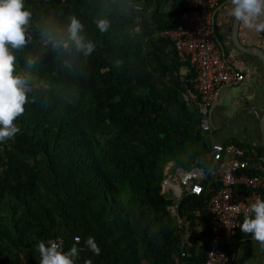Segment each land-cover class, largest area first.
Segmentation results:
<instances>
[{"label": "trees", "instance_id": "1", "mask_svg": "<svg viewBox=\"0 0 264 264\" xmlns=\"http://www.w3.org/2000/svg\"><path fill=\"white\" fill-rule=\"evenodd\" d=\"M145 1L159 3L153 25L123 0H43L46 10L81 20L96 45L88 57L46 44L32 19L33 39L15 61L32 91L14 121L20 131L0 142V264H39L38 242L62 238L68 250L79 247L76 236L95 237L103 264H176L174 254L183 264L206 260L210 239L198 251L184 246L162 193L169 161L190 168L211 150L200 95L181 74L189 64L161 35L188 6ZM98 18L109 20L106 31ZM218 188L188 195L180 214L202 210L209 229L203 207Z\"/></svg>", "mask_w": 264, "mask_h": 264}, {"label": "built area", "instance_id": "2", "mask_svg": "<svg viewBox=\"0 0 264 264\" xmlns=\"http://www.w3.org/2000/svg\"><path fill=\"white\" fill-rule=\"evenodd\" d=\"M222 1L186 0L188 9L182 13L177 27L162 31V35L171 42L177 58L188 63L195 74L194 87L200 95V125L212 141L209 168L196 166L189 170H177L185 192L177 194L170 206L171 211L178 213L188 195L201 196L206 187L207 191H212L213 185L219 184L218 190L205 200L211 243L202 264L231 263L232 257L222 248V242L240 231L239 225L246 215L251 214L250 205L256 199H262L261 191L264 189V170L255 174L248 172L250 163L245 149L232 142L224 144L213 141L212 113L221 91L240 84L245 78L217 41L214 26ZM170 184L169 179L163 180L164 187ZM74 239L81 241L78 236ZM52 241L65 250L62 238H53ZM177 261L183 264L180 259Z\"/></svg>", "mask_w": 264, "mask_h": 264}, {"label": "crops", "instance_id": "3", "mask_svg": "<svg viewBox=\"0 0 264 264\" xmlns=\"http://www.w3.org/2000/svg\"><path fill=\"white\" fill-rule=\"evenodd\" d=\"M123 1L134 16L139 18L144 14L149 18L152 25L155 23L154 13L157 11L159 3L155 1L147 3L145 0ZM230 8V0H223L216 15L214 29L218 43L245 78L240 84L225 87L221 91L212 113L213 141L216 143L232 142L245 149V156L250 163V169L259 172L264 169V133L261 129V118L264 114V61L251 52L240 50L241 48L235 44L236 21L228 15L227 10ZM237 31L240 47L259 48L264 51V32L257 33L246 28L240 22ZM169 51L172 55L175 54L172 44H169ZM190 73L191 70L188 66L181 67V74L185 82L194 84V78L190 76ZM209 153L203 161L194 163L190 168H184L174 161H169L165 167L163 180L169 179L171 184L169 187H164L162 181V193L172 201L167 209L170 211L175 225L180 227L182 231V244L189 248L196 247V251L210 239L207 224L201 218L202 210L197 209L191 217L189 212L186 215L180 214L183 203H181L178 213L171 211L170 206L176 200L177 194L185 192L177 170L179 168L189 170L196 166L209 168L212 162ZM261 194L262 199H264V189ZM203 209L206 212L205 206ZM85 241L81 239L79 242L78 257L81 261L79 264H88L89 261L91 264H103L100 261L101 254H94L87 247ZM224 242L232 257L230 264H264V247L254 240L251 234L239 231L236 236ZM177 255H173L176 264H178L177 260L180 259ZM139 264H149V262L142 259Z\"/></svg>", "mask_w": 264, "mask_h": 264}, {"label": "clouds", "instance_id": "4", "mask_svg": "<svg viewBox=\"0 0 264 264\" xmlns=\"http://www.w3.org/2000/svg\"><path fill=\"white\" fill-rule=\"evenodd\" d=\"M228 15L246 28L257 33L264 32V0H230ZM33 13L25 0H0V142L10 140L20 131L14 121L25 111L32 91V81L28 75L17 71L16 53L24 49L33 39L29 30ZM100 32L109 28L107 18L95 21ZM40 35L46 44L54 49L74 48L76 53L88 57L95 49V43L88 39L84 24L75 15L62 25L47 23L42 26ZM29 68L32 60L27 61ZM250 215H246L239 229L251 234L252 238L264 247V199H256L250 205ZM87 247L96 255L100 254L95 237L85 241ZM39 264H75L79 249L73 245L63 250L55 241H40L37 244ZM91 264V261L88 262Z\"/></svg>", "mask_w": 264, "mask_h": 264}, {"label": "rangeland", "instance_id": "5", "mask_svg": "<svg viewBox=\"0 0 264 264\" xmlns=\"http://www.w3.org/2000/svg\"><path fill=\"white\" fill-rule=\"evenodd\" d=\"M25 4L33 13L32 19L36 20L41 28L50 21H53L56 25H62L68 18L61 13H57L55 10H46L47 8L43 4V0H26ZM186 97L188 98V96Z\"/></svg>", "mask_w": 264, "mask_h": 264}, {"label": "water", "instance_id": "6", "mask_svg": "<svg viewBox=\"0 0 264 264\" xmlns=\"http://www.w3.org/2000/svg\"><path fill=\"white\" fill-rule=\"evenodd\" d=\"M238 26H239V22L236 21V23H235V30H234V42H235V44L239 48H241L240 50H243L244 52H251V53L259 56L264 61V51H262L261 49H259V48H246V47H242V46L240 47L239 41L237 39ZM236 28H237V30H236ZM261 126H262V128H261L262 129V132L264 133V114H263V116L261 118Z\"/></svg>", "mask_w": 264, "mask_h": 264}]
</instances>
